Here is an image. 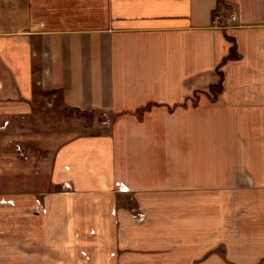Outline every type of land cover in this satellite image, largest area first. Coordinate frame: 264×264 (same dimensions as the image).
Masks as SVG:
<instances>
[{
    "label": "crops",
    "instance_id": "obj_1",
    "mask_svg": "<svg viewBox=\"0 0 264 264\" xmlns=\"http://www.w3.org/2000/svg\"><path fill=\"white\" fill-rule=\"evenodd\" d=\"M0 139V264H264V0H0Z\"/></svg>",
    "mask_w": 264,
    "mask_h": 264
},
{
    "label": "rangeland",
    "instance_id": "obj_2",
    "mask_svg": "<svg viewBox=\"0 0 264 264\" xmlns=\"http://www.w3.org/2000/svg\"><path fill=\"white\" fill-rule=\"evenodd\" d=\"M216 13V12H215ZM218 13V12H217ZM218 16V14L213 16ZM219 26L218 24H215ZM37 111L33 112L31 116L25 118L16 119L18 127L17 131L22 130L24 123H29L32 129L35 130H59V129H71L78 132H101L108 130L112 122L115 120V114L103 113V112H90L88 115L79 116L71 110H67L61 104L60 95L57 92L44 93L39 97ZM194 102L195 100L192 99ZM151 106H147L144 109L136 111L134 114L137 117H141L143 113ZM83 126H86L83 128ZM19 129V130H18ZM3 139H0V141ZM4 141V140H3ZM19 142L14 140L13 147L14 153L20 157L22 151L20 150ZM5 146H3L4 148ZM124 202H131L130 199H126ZM138 212V211H137ZM135 213L136 215L139 214Z\"/></svg>",
    "mask_w": 264,
    "mask_h": 264
},
{
    "label": "trees",
    "instance_id": "obj_3",
    "mask_svg": "<svg viewBox=\"0 0 264 264\" xmlns=\"http://www.w3.org/2000/svg\"><path fill=\"white\" fill-rule=\"evenodd\" d=\"M227 39L231 42V46L229 48L228 54L222 59L221 64L219 65V67L221 65H223L226 61L233 60V59L238 57V53H237L236 45H235L234 41L231 38H228V37H227ZM219 74H220L219 81L216 84H213V85L209 86L208 94L210 95L209 97H210L211 100H215L217 94L222 89V74L220 72H219ZM71 111H73L74 113L78 114L79 116L88 115L87 112H81L79 110H71Z\"/></svg>",
    "mask_w": 264,
    "mask_h": 264
},
{
    "label": "built area",
    "instance_id": "obj_4",
    "mask_svg": "<svg viewBox=\"0 0 264 264\" xmlns=\"http://www.w3.org/2000/svg\"><path fill=\"white\" fill-rule=\"evenodd\" d=\"M234 17L233 16H231V19H233ZM213 24L215 25V24H218V16H216V17H214V19H213Z\"/></svg>",
    "mask_w": 264,
    "mask_h": 264
}]
</instances>
